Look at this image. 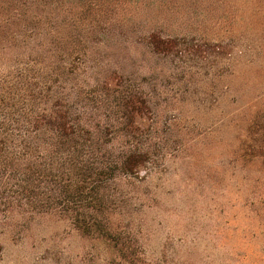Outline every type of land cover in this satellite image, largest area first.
Returning <instances> with one entry per match:
<instances>
[{
    "label": "rangeland",
    "instance_id": "1",
    "mask_svg": "<svg viewBox=\"0 0 264 264\" xmlns=\"http://www.w3.org/2000/svg\"><path fill=\"white\" fill-rule=\"evenodd\" d=\"M100 57L151 92L158 159L111 186L131 259L55 213L0 220V264H264V0H144ZM175 39L153 55L144 34Z\"/></svg>",
    "mask_w": 264,
    "mask_h": 264
},
{
    "label": "trees",
    "instance_id": "2",
    "mask_svg": "<svg viewBox=\"0 0 264 264\" xmlns=\"http://www.w3.org/2000/svg\"><path fill=\"white\" fill-rule=\"evenodd\" d=\"M143 1L0 0V220L55 213L132 258L111 186L153 168L164 108L99 53ZM144 39L153 55L176 47L154 30Z\"/></svg>",
    "mask_w": 264,
    "mask_h": 264
}]
</instances>
